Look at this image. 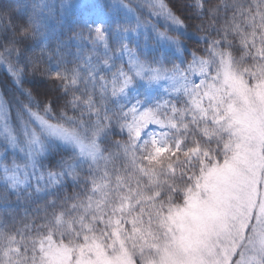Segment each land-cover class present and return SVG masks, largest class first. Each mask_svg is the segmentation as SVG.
I'll use <instances>...</instances> for the list:
<instances>
[{
	"label": "snow or ice",
	"instance_id": "obj_1",
	"mask_svg": "<svg viewBox=\"0 0 264 264\" xmlns=\"http://www.w3.org/2000/svg\"><path fill=\"white\" fill-rule=\"evenodd\" d=\"M0 264H264V0H0Z\"/></svg>",
	"mask_w": 264,
	"mask_h": 264
}]
</instances>
